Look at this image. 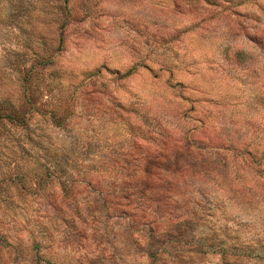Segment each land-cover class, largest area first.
<instances>
[{"label": "rangeland", "instance_id": "rangeland-1", "mask_svg": "<svg viewBox=\"0 0 264 264\" xmlns=\"http://www.w3.org/2000/svg\"><path fill=\"white\" fill-rule=\"evenodd\" d=\"M0 264H264V0H0Z\"/></svg>", "mask_w": 264, "mask_h": 264}]
</instances>
